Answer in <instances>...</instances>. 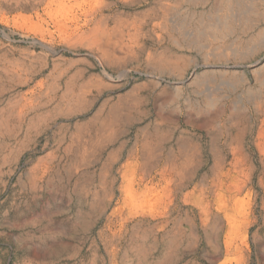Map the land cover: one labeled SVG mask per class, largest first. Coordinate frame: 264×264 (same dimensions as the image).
<instances>
[{
    "label": "rangeland",
    "instance_id": "374dc122",
    "mask_svg": "<svg viewBox=\"0 0 264 264\" xmlns=\"http://www.w3.org/2000/svg\"><path fill=\"white\" fill-rule=\"evenodd\" d=\"M23 1L29 2L0 0V264H264V169L253 145L264 119L233 104L262 86L254 73L264 67V0H256L258 10H244L256 13L251 27L239 21L221 42L237 39L247 51L228 61L205 58L189 41L192 33H173V44L162 26L164 5H181L186 23L191 16L216 21L220 0L128 7L111 0L105 13L126 21L120 65L61 40L100 0H59L46 9ZM138 28L142 50L130 41ZM157 61L188 65L179 79L153 66ZM71 67L85 72L69 79ZM32 71L29 85L19 84ZM225 72L224 84L234 87L220 91L214 84ZM89 77L94 83L78 88ZM39 82L45 86L36 91L33 112L19 116L24 94ZM72 96L81 98L79 108ZM211 99L218 100L212 109L205 105ZM105 102L121 109L111 127L87 124L106 112ZM224 103L227 113L220 111ZM148 135L159 140L151 170L142 152ZM233 138L242 142L247 166L220 177L213 165ZM186 140L189 171L165 170V153Z\"/></svg>",
    "mask_w": 264,
    "mask_h": 264
},
{
    "label": "bare ground",
    "instance_id": "6f19581e",
    "mask_svg": "<svg viewBox=\"0 0 264 264\" xmlns=\"http://www.w3.org/2000/svg\"><path fill=\"white\" fill-rule=\"evenodd\" d=\"M62 1L64 3V6L66 5V3H71V2L78 4L77 2L78 0H62ZM118 1L121 2L124 6L128 7L131 5H135L137 3H141L146 0H118ZM191 1L196 2L198 4L200 3L201 0H191ZM242 1L246 3L244 6L240 3ZM257 1L256 0H220L216 11L217 12L216 21H212L210 17L195 18L194 16H191L189 17L190 20L189 23H186L189 14L185 11V9L182 10L183 7L181 5L178 6L164 5L160 7L162 9L161 16L163 18L162 26L163 28L169 31L168 40L172 41L173 44L179 43L178 37H185L186 39L189 36V34L192 33L193 40H189V41L191 43H194L197 46V48L201 50H205L204 52L205 58L222 59V60L225 59L226 61H228V59H237L239 56L242 57V55L245 54V52H247L243 50L242 44L238 42L237 39H233L231 45L223 47V44L221 42H224L223 40H225L226 37L231 36V34H234V32L237 29L239 21L241 25L243 24L245 28H249L252 26L253 24L252 22L254 19L253 17L256 15V13L253 12L251 14H245L246 11L244 10L248 8L249 10H258ZM56 3L60 4V1L59 0H29V2L23 1V6L29 7L31 9H36L40 5L44 4V8L46 9L49 8L50 5H56ZM111 3H112L111 0H100V6H98L96 9L91 11L84 18V20L77 22L71 29L70 34L65 38H62L61 40L67 41V43H72L73 45L77 44L83 46L91 52H94L97 49L100 52L101 57L108 65H115V64L120 65V61H118V59L120 56L119 54L123 53L122 48L124 45L123 41L125 38L122 34V31L123 29H125L126 21H122L123 18H121V15H119L114 19L112 15H108L105 13V10L107 9V7H109ZM113 19L115 20V24L113 28H110L111 23H114ZM135 31H136L135 34L133 36L131 35L132 37L130 38V41L132 40V43H134L135 45L139 44L138 46L139 50H142V48H144L145 45H142L143 43L142 44L139 43V38H140L139 28L136 29ZM173 33L177 34L178 37H175ZM141 45L144 47H141ZM249 48L250 46L248 47V49ZM163 54H166L165 56L168 57V56H172L174 53H172L169 50H165ZM152 64L160 71L167 72L170 75H174L178 77L179 79H181L182 76H184L188 65V63H184L181 66H169L168 64H165L164 62H160V61H157ZM71 69H72V73L70 74L69 79H72L75 76L81 78L83 74L82 72H85V70L80 71L79 69L76 70L72 67ZM35 73L36 71L30 72L28 74L29 76L25 77V79L19 82V84L24 86L29 85V83L31 82V77L34 76ZM105 74L108 75L106 71ZM226 74H227L226 72L221 74L223 76L222 82L218 81L219 83L217 82L216 84H214L215 80H212L211 82L216 87H221L218 88L220 91H223L225 89L231 90L232 87H234L232 83H230L231 85H229L228 82L224 84L225 83L224 78H226ZM254 74L258 75V77L260 74V78H261L260 80L262 85L261 88L256 91L247 89L248 101L246 103H242L241 101L236 100L233 104H234V108L251 110L255 114L261 113L264 119V67L260 71V73L255 72ZM179 79L175 83L176 91L180 90L178 84H180L182 81H180ZM199 79H200L199 77H196L194 80L195 83L198 84V86L201 85L202 87H205L206 85H204L203 83L201 84ZM92 83H94V78L89 77L88 80L86 82H82L81 87L78 88H83V89L88 88V86L90 87ZM43 86H45L44 82L36 83L30 90H28L27 93L24 94L20 102L21 104L18 114L19 116H23V115L26 116L28 113L33 112L34 98L38 97L37 93L41 92L40 90ZM224 86L226 87L225 89ZM66 88L70 90L74 88V86L66 85ZM161 94H164L163 90H161ZM71 100L76 108H79L82 105L81 98L79 96L77 97L72 96ZM217 102L218 100L211 99L206 101L205 105L212 109L215 108ZM117 105L118 104L116 103L110 105H108L107 102L103 103L101 105V108L104 106L108 107L106 112H100L96 114L90 121L87 122V124L98 126L101 129L110 128L114 118L121 113V109ZM228 107L229 106L227 105V103H224L222 104L220 111L227 113L229 112ZM220 123L221 121L215 122L216 125H219ZM158 124L161 123L157 122V125ZM81 134L82 133H80V127H79L77 129L75 142L78 141V139L81 137ZM109 136L111 135H109L108 133L105 137L100 138V140L103 141L104 139H107ZM155 139L156 138H154L153 136L148 135L146 139L143 141V145H142V152L146 157V159L148 160L146 167L149 168L150 170L153 169L154 162L158 159L157 153L159 151L158 150L159 140L156 139L157 141H155ZM101 141L99 143H102ZM104 142H106V140ZM176 144L177 145L175 146V148L169 149L168 147L169 150L167 152L165 151L166 153L164 152L166 154L164 156L165 157L164 168L165 170L173 173L185 172L187 170L189 171L188 156L190 153H192V147L189 146L190 145L189 140L179 141ZM232 144L234 145L230 147L229 150L227 149L226 151H222L221 153L217 154L216 162L213 165V171L217 172L218 176L220 177L233 175L236 171L242 172L244 167L247 166L243 161L244 159L247 160L248 157L246 151L243 148L242 142L237 138H233ZM253 145L258 149V152L261 156L260 164H262V167L264 169V121L262 120L260 121L259 128L257 130ZM73 149H75V153L77 155H80L77 147L72 148V150ZM81 154L83 153L81 152ZM75 164L76 161H73L72 166H74ZM147 215L151 217H155V215L151 213H148ZM201 215L204 217V219H207L210 213L207 210ZM211 216H215V215L211 214ZM158 230L159 231L164 230V226L160 225L158 227ZM165 238L166 236H164V238L162 239Z\"/></svg>",
    "mask_w": 264,
    "mask_h": 264
}]
</instances>
